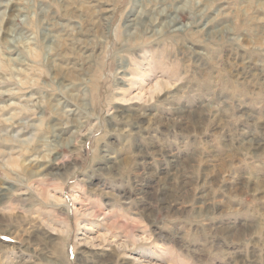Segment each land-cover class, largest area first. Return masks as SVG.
Here are the masks:
<instances>
[{
	"label": "rangeland",
	"instance_id": "374dc122",
	"mask_svg": "<svg viewBox=\"0 0 264 264\" xmlns=\"http://www.w3.org/2000/svg\"><path fill=\"white\" fill-rule=\"evenodd\" d=\"M0 264H264V0H0Z\"/></svg>",
	"mask_w": 264,
	"mask_h": 264
}]
</instances>
